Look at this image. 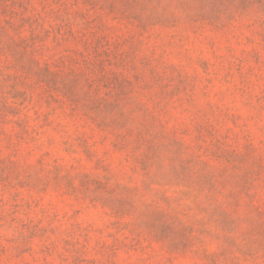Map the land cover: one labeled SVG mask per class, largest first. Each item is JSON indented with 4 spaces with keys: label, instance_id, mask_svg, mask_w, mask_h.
I'll return each mask as SVG.
<instances>
[{
    "label": "rangeland",
    "instance_id": "374dc122",
    "mask_svg": "<svg viewBox=\"0 0 264 264\" xmlns=\"http://www.w3.org/2000/svg\"><path fill=\"white\" fill-rule=\"evenodd\" d=\"M0 264H264V0H0Z\"/></svg>",
    "mask_w": 264,
    "mask_h": 264
}]
</instances>
